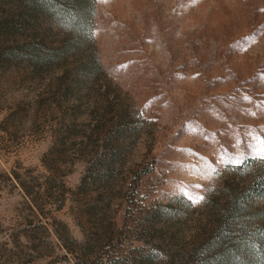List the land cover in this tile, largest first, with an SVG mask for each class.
Listing matches in <instances>:
<instances>
[{
	"label": "rangeland",
	"instance_id": "1",
	"mask_svg": "<svg viewBox=\"0 0 264 264\" xmlns=\"http://www.w3.org/2000/svg\"><path fill=\"white\" fill-rule=\"evenodd\" d=\"M95 1L0 38V264H201L199 204L264 147V0Z\"/></svg>",
	"mask_w": 264,
	"mask_h": 264
},
{
	"label": "trees",
	"instance_id": "2",
	"mask_svg": "<svg viewBox=\"0 0 264 264\" xmlns=\"http://www.w3.org/2000/svg\"><path fill=\"white\" fill-rule=\"evenodd\" d=\"M95 6V0H0V38L6 41L7 37H16L25 25H31L33 19L51 20L60 31L80 34L93 19ZM64 40H60L58 56L64 52L62 44H67ZM75 41L78 43L79 39L75 38ZM36 58L41 61L39 56ZM94 63L102 72L98 60ZM109 133L102 146L105 152L96 161L106 162L96 170L101 178L112 174L110 170L116 171V157L122 151L124 140L121 139H125L126 129L115 123ZM141 172L130 181L131 185L137 178L149 175L151 170L147 168ZM131 202L129 199V205ZM186 205L192 206V203L186 201ZM198 207L208 212L204 238L196 250L203 256L201 264H264V161L248 160L239 166L228 167L217 176ZM139 252L145 261H154L151 250L140 248ZM100 261L101 264L117 263V260Z\"/></svg>",
	"mask_w": 264,
	"mask_h": 264
},
{
	"label": "snow or ice",
	"instance_id": "3",
	"mask_svg": "<svg viewBox=\"0 0 264 264\" xmlns=\"http://www.w3.org/2000/svg\"><path fill=\"white\" fill-rule=\"evenodd\" d=\"M261 144L264 145V141H261ZM249 147L251 148V147H253V146H252V145H249ZM257 151H259V152L261 153V155H260L259 158H260L262 161H264V147H261V148L257 149ZM237 162H238V163H243L244 161L238 159ZM203 199H204V197H203V196H200L196 202L202 201Z\"/></svg>",
	"mask_w": 264,
	"mask_h": 264
}]
</instances>
